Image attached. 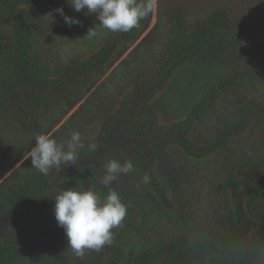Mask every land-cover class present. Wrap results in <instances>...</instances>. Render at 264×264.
Listing matches in <instances>:
<instances>
[{
    "label": "trees",
    "instance_id": "1",
    "mask_svg": "<svg viewBox=\"0 0 264 264\" xmlns=\"http://www.w3.org/2000/svg\"><path fill=\"white\" fill-rule=\"evenodd\" d=\"M61 7L86 34L97 26L67 0H0V264H264V149L250 143L264 121V44L241 35L224 9L191 19L176 8L158 12L143 38L153 13L126 33L101 25L97 51L62 61L61 44L79 40ZM125 53L120 85L96 86L90 75ZM74 131L84 144L74 164L48 175L32 167L37 135L66 145ZM112 159L135 167L111 185L127 215L111 245L77 257L53 198L73 189L103 200Z\"/></svg>",
    "mask_w": 264,
    "mask_h": 264
},
{
    "label": "clouds",
    "instance_id": "2",
    "mask_svg": "<svg viewBox=\"0 0 264 264\" xmlns=\"http://www.w3.org/2000/svg\"><path fill=\"white\" fill-rule=\"evenodd\" d=\"M67 3L76 12L87 9V14H96L100 25L114 33L138 28L140 21L157 9V0H67ZM55 11L64 16L68 26L81 24L79 19L65 15L62 7ZM95 34L94 28H89L86 36ZM35 141L29 158L32 167L43 175H48L52 169L59 170L62 164H74L78 150L84 147L78 131L71 134L66 145L57 143L47 134L37 135ZM89 147L95 150L96 145L90 144ZM104 169L99 182L108 189V194L103 200L97 191L73 189L61 190L53 198L57 224L65 230L68 247L77 257H84L86 250L100 251L104 246L111 245L112 230L120 226L127 215L129 206L122 202L111 185L120 175L133 172L134 164L131 160L122 164L112 159L104 165ZM142 182H149L147 174Z\"/></svg>",
    "mask_w": 264,
    "mask_h": 264
},
{
    "label": "rangeland",
    "instance_id": "3",
    "mask_svg": "<svg viewBox=\"0 0 264 264\" xmlns=\"http://www.w3.org/2000/svg\"><path fill=\"white\" fill-rule=\"evenodd\" d=\"M27 6H34L33 2H28ZM176 8H180L184 12L188 13L191 19L206 17L209 13L213 12L216 9H224L241 35L250 39H258L264 44V1L262 0H157V9L152 15L150 26L145 32H143L141 38H143V36H145L149 32V30L156 24L158 12L163 18H165L166 15H169V13ZM91 18L92 21L97 22L96 27H93L91 25L92 28H94L95 33L101 31L102 27H99L101 25L99 20L97 19V15L91 14ZM81 22L85 23L84 21ZM86 32L87 28L84 25H72V28L70 27V36L68 37L77 38L79 41H72L71 43L66 42L61 44L60 48L62 52H60V57L62 61L67 60L71 53L85 59L88 56L92 55L94 51L98 50L99 47L98 45H96V41L93 38L96 36H86ZM4 38L5 37L0 36V40H3ZM137 43L138 41L135 44ZM132 48H130L129 50H131ZM126 57L127 53H125L119 59H112L105 63L97 71L92 73L90 76L97 79L96 86H101L104 81L109 79L111 84L108 87L114 91L117 85H120L121 78L125 74H122V71L125 67L121 66V62ZM260 66L262 70H260L261 76L259 77L258 81L260 89L259 94L261 100L264 103V55L260 59ZM89 78L90 77H88L86 80H88ZM82 85L83 83H81L78 87ZM104 92L107 93L108 91L105 90ZM121 100L122 97H117L115 102L110 103L107 107H102L100 109L101 117L111 115V113L115 109L114 103H116V105L118 106ZM68 117L69 115H67L65 119H67ZM98 129V123L91 125L86 133V136L93 137L98 133ZM250 143H259V146L264 149V121L262 123L261 130L251 139ZM207 201L208 199L204 198V203L201 205L203 211L204 209L206 211H211L213 209V206H215V204H207Z\"/></svg>",
    "mask_w": 264,
    "mask_h": 264
}]
</instances>
